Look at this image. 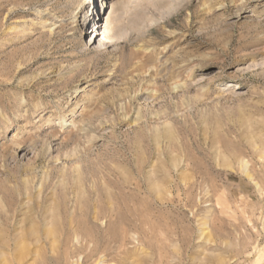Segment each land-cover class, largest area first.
<instances>
[{"label": "rangeland", "instance_id": "rangeland-1", "mask_svg": "<svg viewBox=\"0 0 264 264\" xmlns=\"http://www.w3.org/2000/svg\"><path fill=\"white\" fill-rule=\"evenodd\" d=\"M0 264H264V0H0Z\"/></svg>", "mask_w": 264, "mask_h": 264}, {"label": "bare ground", "instance_id": "bare-ground-1", "mask_svg": "<svg viewBox=\"0 0 264 264\" xmlns=\"http://www.w3.org/2000/svg\"><path fill=\"white\" fill-rule=\"evenodd\" d=\"M113 13H112V15L110 17H107V26H106V31L105 32L109 31V29H110V25L112 23V16H114Z\"/></svg>", "mask_w": 264, "mask_h": 264}]
</instances>
